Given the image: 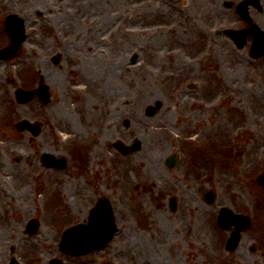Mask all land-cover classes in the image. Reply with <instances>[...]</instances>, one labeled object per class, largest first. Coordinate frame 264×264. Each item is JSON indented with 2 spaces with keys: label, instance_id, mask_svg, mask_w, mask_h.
I'll return each mask as SVG.
<instances>
[{
  "label": "rangeland",
  "instance_id": "374dc122",
  "mask_svg": "<svg viewBox=\"0 0 264 264\" xmlns=\"http://www.w3.org/2000/svg\"><path fill=\"white\" fill-rule=\"evenodd\" d=\"M128 7L129 0H0V49L10 41L3 31L7 15L24 19L27 31L18 55L0 62V214L5 226L0 264L10 246L24 238L22 229L32 218L43 222L30 240L37 264H44L50 251L59 255L58 234L85 220L95 197L92 188L117 205L120 235L158 244L166 251V264H264V187L257 183L264 174V99L254 93L256 66L235 63L223 49L188 50L190 61L184 56L186 43L168 27L154 26L150 33L128 29ZM158 7L154 1L152 11ZM134 21L141 28L146 25L139 16ZM97 23L103 30L120 24V31L107 36L103 52L90 53ZM58 54L61 61L55 65L52 59ZM133 55L139 57L135 64ZM40 81L50 90L48 105L37 98L17 103L18 88L36 89ZM189 82L196 84L198 94L176 97L177 84ZM157 99L165 108L150 119L145 109ZM178 118L186 122L182 130ZM126 119L131 121L128 129ZM22 121H41V135L17 132L15 125ZM198 126L205 128L194 145L181 144L182 131ZM66 133L70 140L64 139ZM136 138L143 148L133 155L118 157L111 148L115 141ZM212 144L214 162L209 157ZM179 147L182 161L175 172L150 159ZM85 148L91 161L96 157L100 162V181L80 173ZM45 152L65 157L67 168H45ZM211 193L215 198L208 204ZM171 196L181 205L175 213L164 207ZM138 206L148 226L139 224ZM222 207L249 215L253 222L232 254L225 249L229 233L215 225ZM65 222L70 223L60 229Z\"/></svg>",
  "mask_w": 264,
  "mask_h": 264
},
{
  "label": "flooded vegetation",
  "instance_id": "af4514ba",
  "mask_svg": "<svg viewBox=\"0 0 264 264\" xmlns=\"http://www.w3.org/2000/svg\"><path fill=\"white\" fill-rule=\"evenodd\" d=\"M154 1L159 4V7L153 12L152 3ZM85 8L87 9L88 5H86ZM128 8L129 12H124V15L127 16L128 19L130 18V20H132L130 28H138L150 33V30H152L154 26L164 28L168 27L170 33L181 36L182 40L186 43L183 45L185 50L184 56H186L188 60L191 58L188 54V50L193 49V52L207 50V52L210 53L213 50L221 51L223 49L232 54V59L235 63L243 60L244 63H247V66L252 68L256 66L258 75L256 76L257 86L254 88V90H256L254 93L258 94V97L264 99V55L259 58H254L252 56L254 45L259 47V54L264 53V0H129ZM98 12L100 16L102 12L100 8H98ZM152 14H154L155 17H151ZM117 16L120 18L121 13H118ZM138 16H140V20H143V24L146 23L143 28H141L142 26L139 27L136 21H134ZM97 28L98 30H92L91 32L93 35L95 34L96 37L94 39V43L89 45L92 50L95 48L99 51L105 46L103 43L104 37L109 35L111 31L106 32L103 29H99V27ZM86 32L90 34V32ZM234 34H241V39H237L236 36H233ZM239 53H241V55H239ZM205 62H211L209 54ZM182 85L183 84H177L175 89L176 97L179 96V98H181L189 93L198 94L196 85L194 87L189 84L183 85V87ZM183 123L186 122L178 118V130L179 128L180 130L184 129ZM198 125L202 124L200 123ZM204 128L205 126L194 127V129L190 132L183 130V135H179L180 142H182L181 144L184 146L185 144H188L191 148L197 137L200 138ZM133 141L134 140L129 141L128 144L131 145ZM36 142H38V140H36L35 143ZM115 144L116 141L111 144V148L118 154V157H120V155H122L121 151L115 146ZM34 146H36V148L39 147V145L36 144ZM212 146L213 150H210L211 161H213L214 158L213 152L215 151V144H212ZM174 151L175 150L170 149L161 157L153 158L150 156V159L163 163L166 171L175 172L179 168L182 159L181 157V160L178 159L180 162L175 167L170 165L168 163V158L173 156L175 153ZM85 152L87 153V160L83 157L84 160L81 166V173L86 175L92 174V177L95 180L100 181V162L97 163L96 157H93L92 161L90 160L92 157L90 156V151L87 148H85ZM134 153L138 152H131L128 156L133 155ZM179 154H182L180 147ZM190 157L195 158V154L192 153ZM194 158L191 162H193ZM196 165L198 166V164ZM197 166H191L190 170H198ZM112 169V174L114 175L116 172L114 165H112ZM91 184L94 183L88 181V185ZM112 187H115V185L113 184ZM92 191L95 197L89 204L90 210L87 213V217L84 221H82L85 224L89 222L90 216L93 212L92 210L98 201L104 197H109L103 193H99L96 188H92ZM16 195H18V192ZM114 195L119 196L117 193ZM171 197L167 199L164 207L168 208L170 212L175 213L181 208V205L177 201L176 203H173L170 199ZM112 205L118 226V232L112 242H110L105 248L93 250L82 256L63 255L58 247L59 255H53V252L50 251L47 256L48 260L44 261V264H52L51 262L53 259L58 258L57 256L63 260L64 264H67V262L70 261L74 262L76 260L81 261V264H166V251L160 248L158 244L154 246L153 243L146 242L143 238L120 235L122 215L119 214L117 205L114 203ZM2 209L4 208L2 207V201H0V210ZM135 211L138 212L139 224L142 226H148L149 221L147 220L145 214L142 213L143 209L141 206H138V209ZM182 211L184 210H181V212ZM189 213L192 215V210H190ZM3 219L0 214V238H5V236L3 237V235H1V233H3L2 228L5 227ZM67 223L70 222H65L60 228ZM26 224L22 229V235L24 238L20 241L16 240L15 245L10 246L8 256L6 257V262L4 264H10L13 257H17L20 260V264L38 263L37 258L35 257L36 250L33 248V245H31L30 240L34 239L38 235L43 222L40 221V228L38 232L32 236L27 234ZM124 228L127 230L126 226H124ZM25 238H27L26 241H24ZM43 240L44 239L39 236V241L43 242ZM27 242H30V245H27ZM12 244H14V241H12ZM106 249H111V252L109 251L107 256L104 255Z\"/></svg>",
  "mask_w": 264,
  "mask_h": 264
},
{
  "label": "water",
  "instance_id": "95a60500",
  "mask_svg": "<svg viewBox=\"0 0 264 264\" xmlns=\"http://www.w3.org/2000/svg\"><path fill=\"white\" fill-rule=\"evenodd\" d=\"M14 20H16L15 16H10L7 19L8 33L12 36L13 41L10 47L0 52V59H9L14 57L17 53L18 48L25 40L24 22L22 20H19V22H16L17 28H14ZM17 95L20 102H27L34 98L35 93L20 90L17 92ZM39 95L45 103L49 101L48 89L45 86H41ZM162 106V102L158 101L156 103L157 108H161ZM147 112L152 116L155 114L156 109L154 107H150ZM19 129H32V125H30L29 122H23L19 124ZM139 147L140 143L137 142L135 144V148L138 149ZM47 162L49 164L50 160H47ZM260 182L264 183V179L260 178ZM104 205L106 206L105 208H103ZM226 212L228 211H222L219 218V223L222 228H229V225L231 223L237 226V231L232 235L231 241L228 244V246L234 248V246L236 247L238 245V242L241 238L240 232L247 226L245 221L248 222V220H244L242 217H236L232 215H229V217L227 218ZM29 227L31 230H36L37 225L35 224V222H32L30 223ZM93 228L99 229V232L90 235L92 237L98 238L95 239V241H93L92 239L88 240L87 234L83 227L79 226L67 231L61 243L62 250L65 253L80 255L86 252L87 248L92 250L97 247H104L113 238L116 232L115 221L112 210L107 206V203H101V208H99L96 211V214L92 217L91 229Z\"/></svg>",
  "mask_w": 264,
  "mask_h": 264
},
{
  "label": "bare ground",
  "instance_id": "6f19581e",
  "mask_svg": "<svg viewBox=\"0 0 264 264\" xmlns=\"http://www.w3.org/2000/svg\"><path fill=\"white\" fill-rule=\"evenodd\" d=\"M68 138H70V137H67L66 139H68ZM150 182H152V181L150 180Z\"/></svg>",
  "mask_w": 264,
  "mask_h": 264
}]
</instances>
